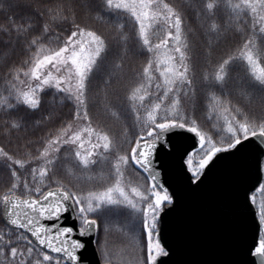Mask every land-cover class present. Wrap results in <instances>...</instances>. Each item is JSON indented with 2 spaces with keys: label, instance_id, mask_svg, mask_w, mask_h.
<instances>
[{
  "label": "snow or ice",
  "instance_id": "1",
  "mask_svg": "<svg viewBox=\"0 0 264 264\" xmlns=\"http://www.w3.org/2000/svg\"><path fill=\"white\" fill-rule=\"evenodd\" d=\"M87 8L111 26L110 36L82 25L74 11L70 19L65 9L63 14L50 16L53 22L59 19L69 25L62 38L44 20L45 12L53 13V9L40 11L31 0H0V10L6 13V22L0 24V42L10 47L22 45L32 53L31 67L9 68L10 79H5L0 90V110L12 113L23 107L34 115L40 113L45 91L73 109L70 121L54 109L48 110L43 119L63 126L37 155L17 158L0 147V166L12 178L0 195V218L5 224L0 230V264H91L86 252L92 237L99 244L98 264H113L106 238L114 227L132 241L145 238L140 245L142 264H163L158 258L169 252L159 240V217L165 207L173 210L178 193H169L160 183L156 159L165 146L177 148L174 135L192 133L194 145H199L195 165L188 150L184 152L192 172L187 178L191 187L199 188L205 182L210 165L215 167L248 144L255 145L257 170L264 163V116L250 115L232 99L247 102L258 95L264 101V0H201L194 4L196 15L207 22L208 44L202 53L184 32L182 12L167 0H87ZM218 12L224 13L223 24L217 22ZM229 30L240 35L242 44L214 62L215 44ZM53 41L56 46L50 47ZM129 51L148 59L141 72L133 71L137 82L127 89L124 102L105 105L104 110L114 119H123L122 113L132 118L130 124L122 125V137L114 139L98 121L93 122L89 105H95V100L90 90L102 76L110 87L122 72ZM201 59L203 67L197 74ZM237 65L241 71L233 74ZM21 75L32 81L26 90L21 87L25 84ZM198 92L215 121L216 139L197 123ZM185 101L191 102V111L185 109ZM7 126L22 128L23 117L8 121ZM124 145L127 148L121 151ZM129 165L144 174L145 184L132 185L126 180ZM58 167L70 178L68 184L56 178ZM96 182L103 184L102 189L80 187ZM259 188L264 189V184ZM255 190L245 193L244 205L252 213L259 236L264 228V202L255 206L251 195ZM249 255L264 264V236L254 238Z\"/></svg>",
  "mask_w": 264,
  "mask_h": 264
},
{
  "label": "trees",
  "instance_id": "2",
  "mask_svg": "<svg viewBox=\"0 0 264 264\" xmlns=\"http://www.w3.org/2000/svg\"><path fill=\"white\" fill-rule=\"evenodd\" d=\"M167 2L173 4L182 12L184 32L194 49L202 53L207 48L208 44V38L206 36L207 22L203 17H198L196 15V10L193 8V5H199L201 0H167ZM31 3L40 11H44L47 8L53 9V13L45 12L44 20L49 23L50 28L59 31L62 38H66L68 33L64 30L68 29L69 25L59 21V19L53 22L50 16L57 12L63 14L65 9L68 10L67 14L70 19L74 11L76 13L75 18L82 25L86 24L93 30H96L98 33H103L106 36L112 34L111 26L105 25L101 20L96 19L94 14L88 10L87 0H31ZM224 19V13L218 12L217 22L223 24ZM5 22L6 13L0 10V24H4ZM5 39L7 38L5 37ZM241 44L242 39L237 32L229 30L221 33L214 48V62L220 57L234 53ZM49 46L55 47V41L49 44ZM129 48H133V45L130 44ZM31 55L32 53L26 52L22 45H15L14 43V45L10 47L0 42V90L3 88L5 79H10L9 68H24L26 70L31 67L29 63ZM147 59L148 57L146 55L139 54L135 51H129L124 58V68L122 72L118 74L117 78H113L111 86L109 87L104 84V79L107 77L102 76L94 81L93 87L90 90V95L95 100V105L91 103L89 105V112L93 116V122L96 124L98 121L99 126L108 130L114 139H120L122 137V125L125 122L130 124L132 118L130 115L122 113L123 119H114L104 110L105 105L107 104L111 107L112 105L124 102L127 89L137 82L133 76V71L141 72ZM202 67L203 64L201 59L197 61V74H199ZM240 71L241 68L239 65L232 69L233 74ZM20 79L25 81V84L28 81V77L23 75H21ZM152 91H155V89L153 88ZM232 99L233 103H241L250 115L254 117L264 116V101H262L258 95L252 96L247 102H243L239 97H233ZM109 101L111 104L108 103ZM42 104V111L35 115L26 111L23 107H20L18 112L12 113H5L3 110H0V147H3L17 158H31L37 155L38 149H41L49 137L56 134L59 127L63 126L59 125L55 120L45 121L43 119V117L48 114L49 109H54L57 113L62 114L65 120H71V113L73 111L72 106L67 101H62L59 96L45 91L42 96ZM196 104L195 115L198 125L203 131L210 133L213 138L216 139L217 136L213 127L215 121L208 116L207 101L203 94L199 92L197 94ZM184 107L186 110L191 111V102L185 101ZM17 117H23L25 126L18 130L7 126L8 121ZM126 148L127 145H124L121 151ZM191 155L193 157L198 156L196 151ZM105 171H107L106 167ZM137 174L143 176L144 182H146L144 174L130 165L127 176L133 177ZM56 178L61 180L64 184H68L70 179L65 175L62 167L57 168ZM11 182L12 178L10 172L6 168L0 166V195L10 186ZM80 187L84 190H89L90 188L99 190L102 189L103 184L100 182L93 184L85 183L81 184ZM260 200L264 202V189H262ZM256 203L259 204L258 202ZM2 222V218H0V230L5 229V224ZM95 239L97 243V238ZM100 239L105 238L101 236ZM106 240L110 243L107 244V247L129 255L133 260L137 261L135 264H142L143 255L140 252V245L145 242V238H141L139 242L132 241L122 233L118 227H114ZM21 246H23V244ZM97 246L99 247L98 243Z\"/></svg>",
  "mask_w": 264,
  "mask_h": 264
},
{
  "label": "water",
  "instance_id": "3",
  "mask_svg": "<svg viewBox=\"0 0 264 264\" xmlns=\"http://www.w3.org/2000/svg\"><path fill=\"white\" fill-rule=\"evenodd\" d=\"M193 136L174 135L177 148L165 146L157 153L160 183L169 193H178L173 210L165 207L159 217V240L169 256L158 259L163 264H259V257L249 255V247L262 229L258 236L252 213L244 205L245 193L255 187L253 195L264 182V163L257 170L255 145L225 156L215 167L210 165L211 171L205 170L207 179L196 188L188 183L192 174L184 155L186 149L192 154L199 147ZM95 238L87 244L91 264H98L100 258Z\"/></svg>",
  "mask_w": 264,
  "mask_h": 264
},
{
  "label": "rangeland",
  "instance_id": "4",
  "mask_svg": "<svg viewBox=\"0 0 264 264\" xmlns=\"http://www.w3.org/2000/svg\"><path fill=\"white\" fill-rule=\"evenodd\" d=\"M153 42L154 43L156 42L155 38H153ZM29 83H32V81H30L29 78H28V81L26 82V84L22 88L24 90H26V86ZM198 159H199V156H194L193 157V165H195V163H196V161ZM185 163H187V160H186ZM129 166L125 170V178H126V180L132 185L145 184L146 182H144L143 176H141L139 174L134 175L133 177L127 176ZM187 166H188V164H187ZM188 169H189V166H188ZM190 173L192 174L191 171H190ZM261 192H262V189L259 188V189H257L256 193L253 195L255 197V206L257 205L256 207H258L259 204L261 203V200H260L261 199ZM256 202H258L259 204H257ZM261 233H262V236H264V228H262ZM107 244H110V243L106 240V247H107ZM107 249H108L109 253L112 255V257H113V264H135L137 262V261L133 260L129 255H126V254H123L121 252H118V251L114 250L113 248L107 247ZM100 257H101V254H100Z\"/></svg>",
  "mask_w": 264,
  "mask_h": 264
}]
</instances>
